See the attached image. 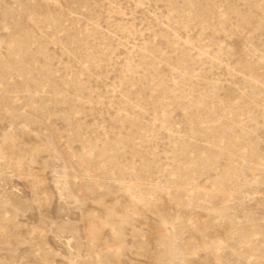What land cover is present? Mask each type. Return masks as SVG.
I'll return each mask as SVG.
<instances>
[{
    "label": "rangeland",
    "instance_id": "374dc122",
    "mask_svg": "<svg viewBox=\"0 0 264 264\" xmlns=\"http://www.w3.org/2000/svg\"><path fill=\"white\" fill-rule=\"evenodd\" d=\"M0 264H264V0H0Z\"/></svg>",
    "mask_w": 264,
    "mask_h": 264
}]
</instances>
